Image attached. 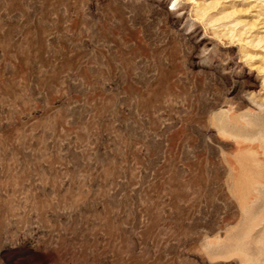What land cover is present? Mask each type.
Here are the masks:
<instances>
[{
    "label": "rangeland",
    "instance_id": "374dc122",
    "mask_svg": "<svg viewBox=\"0 0 264 264\" xmlns=\"http://www.w3.org/2000/svg\"><path fill=\"white\" fill-rule=\"evenodd\" d=\"M0 264H264V0H0Z\"/></svg>",
    "mask_w": 264,
    "mask_h": 264
}]
</instances>
